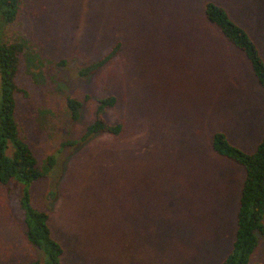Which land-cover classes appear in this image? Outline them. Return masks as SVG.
Listing matches in <instances>:
<instances>
[{
  "label": "rangeland",
  "instance_id": "rangeland-1",
  "mask_svg": "<svg viewBox=\"0 0 264 264\" xmlns=\"http://www.w3.org/2000/svg\"><path fill=\"white\" fill-rule=\"evenodd\" d=\"M206 2L248 32L264 61V0H23L16 23L0 21V40L25 47L18 124L47 169L30 185L0 183V264L47 261L23 231L26 195L51 213L61 264H221L229 255L245 171L214 153L212 137L254 153L264 89L206 19ZM117 42L111 64L78 76ZM108 95L119 105L107 117L123 120L126 134L64 147ZM69 98L84 102L79 121ZM258 237L251 264H264Z\"/></svg>",
  "mask_w": 264,
  "mask_h": 264
},
{
  "label": "trees",
  "instance_id": "trees-1",
  "mask_svg": "<svg viewBox=\"0 0 264 264\" xmlns=\"http://www.w3.org/2000/svg\"><path fill=\"white\" fill-rule=\"evenodd\" d=\"M22 1L0 0V21L16 23ZM204 12L206 19L219 30L225 40L245 55L264 89V61L248 32L223 7L213 2L204 4ZM120 49L121 43H115L107 54L88 61L81 67L78 76L81 79L93 77L115 60ZM24 51L25 47L21 42L0 40V183L6 186L14 181L30 185L47 177V169L42 167L31 146L22 139L18 124L17 97L22 92L18 79ZM66 63L67 61H61L60 65ZM118 105L119 99L115 95L100 99L94 122L86 127L83 137L64 144V147L83 144L99 135L114 138L124 136L127 131L126 123L123 120L111 122L107 117ZM83 108L84 102L76 98L68 99V109L74 121L81 119ZM212 149L216 155L235 162L245 171L233 249L221 264H251L259 246L258 236L264 237V135L255 152L249 154L233 145L226 134L216 132L212 137ZM55 161L54 157L49 158L48 170L54 168ZM18 201L25 212L23 231L26 240L29 245L40 250L47 261L10 264H61L64 251L52 236L51 213L33 207L29 195Z\"/></svg>",
  "mask_w": 264,
  "mask_h": 264
}]
</instances>
